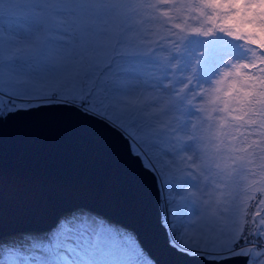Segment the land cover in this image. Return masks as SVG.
Masks as SVG:
<instances>
[{
  "label": "snow or ice",
  "instance_id": "snow-or-ice-1",
  "mask_svg": "<svg viewBox=\"0 0 264 264\" xmlns=\"http://www.w3.org/2000/svg\"><path fill=\"white\" fill-rule=\"evenodd\" d=\"M74 113L159 193L175 264H264V0H0V126ZM0 264H161L86 206L4 227Z\"/></svg>",
  "mask_w": 264,
  "mask_h": 264
},
{
  "label": "water",
  "instance_id": "water-1",
  "mask_svg": "<svg viewBox=\"0 0 264 264\" xmlns=\"http://www.w3.org/2000/svg\"><path fill=\"white\" fill-rule=\"evenodd\" d=\"M0 164L9 178L4 227L41 230L56 215L86 206L129 225L161 264L177 257L157 228L159 193L110 132L57 110L0 126Z\"/></svg>",
  "mask_w": 264,
  "mask_h": 264
}]
</instances>
